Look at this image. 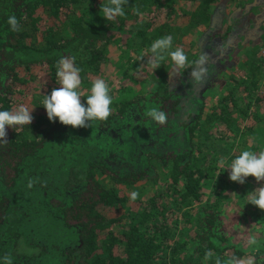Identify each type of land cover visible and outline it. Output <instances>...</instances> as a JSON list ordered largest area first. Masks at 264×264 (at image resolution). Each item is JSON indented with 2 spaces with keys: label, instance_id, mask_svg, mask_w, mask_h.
Wrapping results in <instances>:
<instances>
[{
  "label": "trees",
  "instance_id": "1",
  "mask_svg": "<svg viewBox=\"0 0 264 264\" xmlns=\"http://www.w3.org/2000/svg\"><path fill=\"white\" fill-rule=\"evenodd\" d=\"M164 1L127 0L116 25L103 18L110 0H0V110L24 106L33 117L30 125L6 126L0 143V264L5 258L11 264H216L217 258L227 264L233 257L264 264V210L246 197L264 180L249 176L240 184L218 167L226 156L219 145L237 130L253 141L247 150L262 151L264 139L254 141L260 125L264 131L257 81L264 83V60L253 63L261 75L232 78L223 90L241 45L232 32L240 23L227 22L220 34L228 0ZM94 6L101 15L91 14ZM247 6L231 20L255 27L254 6ZM11 15L19 31L8 25ZM198 29L203 63L196 54L172 74L169 53L180 48L188 57ZM124 36L116 78L109 76L110 51ZM166 36L172 47L153 69L151 45ZM73 57L82 104L96 79L108 85L113 102L106 120L72 127L48 119L43 100L60 87L58 62ZM152 109L165 113L164 123L148 115ZM230 183L241 185L234 196ZM140 184L155 194L144 199ZM232 198L253 225L257 244L248 251L240 233L226 231L222 205ZM208 251L213 256L206 259Z\"/></svg>",
  "mask_w": 264,
  "mask_h": 264
},
{
  "label": "clouds",
  "instance_id": "2",
  "mask_svg": "<svg viewBox=\"0 0 264 264\" xmlns=\"http://www.w3.org/2000/svg\"><path fill=\"white\" fill-rule=\"evenodd\" d=\"M127 0H110L102 8L103 18L105 20L114 21L117 17L125 15L124 5ZM12 31H19L18 20L15 15H11L7 20ZM172 47V37L166 36L154 41L150 51V65L153 69L160 66V61L163 59V54ZM174 66L182 68L187 60L183 49L177 48L169 53ZM75 58H62L58 62L57 77L60 87L51 91L50 95H45L43 107L46 109L48 119L55 121L59 119L64 125L72 127L90 126L86 125V121L93 122L97 120H106L111 112L110 105L112 97L109 94V88L103 79H96L91 86L90 94L86 97V103H81V97H84L81 92L82 79L80 76L81 69L75 65ZM203 63V58H201ZM197 80L200 79L199 73H193ZM148 115L159 123H164L166 120L165 113L157 109L149 111ZM33 117L31 111L26 107L20 106L16 111L0 110V143L6 142L3 138L6 137V126H23L30 125ZM19 130V129H17ZM230 169L229 178L233 182L244 184L246 178L254 177L257 181L264 180V151L259 154L249 150H243L239 155L235 156L230 163L224 159L218 162V167ZM135 194H133V198ZM247 203L257 206L264 210V187H260L248 192L246 195ZM250 247L255 246L257 241L251 238L248 241ZM213 256L211 251L205 254V258L209 259ZM6 264H11V260L5 258ZM216 264H222L219 258L216 259ZM227 264H253L251 258L247 260L231 258Z\"/></svg>",
  "mask_w": 264,
  "mask_h": 264
},
{
  "label": "rangeland",
  "instance_id": "3",
  "mask_svg": "<svg viewBox=\"0 0 264 264\" xmlns=\"http://www.w3.org/2000/svg\"><path fill=\"white\" fill-rule=\"evenodd\" d=\"M161 3L167 4V2L164 0H161ZM161 3H160V6L163 5ZM246 3L251 4V1H246ZM262 9H264V0H261L258 3L257 7L252 8L251 14H255V13H256L255 15L261 14L260 17L264 18V10H262ZM100 10H101L100 8H97L94 6L91 14L92 15L98 14V16H99V15H101ZM114 21H116L115 24L118 25L117 18ZM223 21L224 22L221 23L220 27L225 29V30L220 32L221 35H225L226 29H228L225 26L227 22L231 26L233 23H235V24L240 23L239 26H237V25L232 26V30H233L232 32L235 33L237 38L240 40V44H241L239 46V48L232 54L230 62L228 63V65L226 67L227 71L224 74L225 76L223 74H221V75H223L224 78H223V82L220 84V87H223V90H224V88L226 87V84H224V82L227 83V81L232 79V78L240 81L242 79H250L255 75H261L260 71L257 70V68L255 67V65L253 63L255 62L254 60H256L257 58L260 60H264V57L262 56V52H261L264 42L261 43L259 41L260 38H256V39L251 38V34L249 32L256 31V28L254 26H252L250 24L247 25V27L242 26L243 25L242 21H232L230 14H227V20H223ZM120 31L124 32V30L122 28H120ZM201 32L202 31H200L198 29L197 34L193 37V40L191 41L190 52L187 53V56L188 57L190 56L191 60L189 62H187V60H186V63H185L186 65H188L193 59H195L196 54L199 56L198 59H201L204 57V56H202L203 53L201 51L196 50V43L198 42V40L201 36ZM243 34L245 35V37H241ZM230 36H231V34H230ZM190 38H188L187 40H190ZM126 39H128V37H126V36L122 37L121 39H117L118 42L116 44H114L113 46H111L110 54H111V57H112L114 62H113V65L108 68L109 69V76H116V78H118L119 77L118 75L122 74V72H120V71H118V73H117L115 66H117L118 64H122V62H123V59L121 57V55H124V53H123L124 51L122 50V46L123 45L125 46ZM214 42L216 43L217 41H214ZM208 47H209V50H211V46L209 45ZM126 53L128 55L127 51H126ZM194 55H195V57H194ZM125 68H127V66ZM170 68H171L170 72L172 74H174L176 71L181 69V68L175 67L174 63H171ZM206 81L210 82L211 80L207 79ZM257 81L260 82L258 85L260 87V90L264 92V83L261 82V78L258 77ZM234 89L237 90L238 87L236 88L232 85H228V90H234ZM243 96H244V94H243ZM262 123H264V122H262ZM239 124H243V126H244L246 124V122L240 121ZM255 124H257V123H255ZM259 128H260L259 133H257L258 135H256L257 138H255L254 142H258L262 138L264 139V131L262 130V125H260ZM241 135H242V132L240 130H237L236 133H233L230 136V140H229L230 142L228 144L224 143V144L219 145V147H221V149L224 151L223 155H226V156H223V158L226 159L227 161L230 160L231 158H234L235 156L239 155L241 151L250 149L251 146L253 145V141H251L250 136H245V138H243V140H242L240 138ZM252 138H254V137H252ZM261 150L264 151V146L261 147ZM161 178H162V180L165 179L164 176H162ZM252 178H254V177H252ZM140 185H141L140 186L141 192L144 193V195H143L144 199L145 198L149 199L150 197H152L155 194L156 189L154 187H152L151 185H148V184H140ZM143 185H145V186L143 187ZM237 186H241V185L240 184L232 185L230 183V186L228 188V191H229L228 194L233 195V192ZM209 193H211V192H209ZM130 194L131 193L128 191L125 193V196H130ZM135 197H136V195H135ZM236 198H238V197H236ZM235 202H236V200L233 198L230 199V201H228L227 204L223 201L224 204L222 205V211L224 210L225 221L226 220L228 221L226 231L229 232V234L230 233H234V234L240 233V235H242L241 237H242L243 246L245 248H247L246 250L248 251V250H250V248H248V247H250L248 244V241H249V239L254 238L253 237L254 232L252 231V228H251V227H253V225L251 223L249 224V223L245 222V220H243L241 218V215H238L237 209L235 207Z\"/></svg>",
  "mask_w": 264,
  "mask_h": 264
},
{
  "label": "crops",
  "instance_id": "4",
  "mask_svg": "<svg viewBox=\"0 0 264 264\" xmlns=\"http://www.w3.org/2000/svg\"><path fill=\"white\" fill-rule=\"evenodd\" d=\"M246 1H251V4H247ZM260 1L261 0H228L226 12L227 14H230L231 16L236 14L238 15V18H241L244 15L243 12L246 9L250 8L247 5H253L254 7H257ZM251 12H252V9H250L249 14ZM260 15L252 14L251 21L253 22V20H255V28H256V31L253 33V39L260 38L259 41L263 43L264 42V18H261Z\"/></svg>",
  "mask_w": 264,
  "mask_h": 264
},
{
  "label": "built area",
  "instance_id": "5",
  "mask_svg": "<svg viewBox=\"0 0 264 264\" xmlns=\"http://www.w3.org/2000/svg\"><path fill=\"white\" fill-rule=\"evenodd\" d=\"M261 52H262V56L264 57V44H263Z\"/></svg>",
  "mask_w": 264,
  "mask_h": 264
}]
</instances>
